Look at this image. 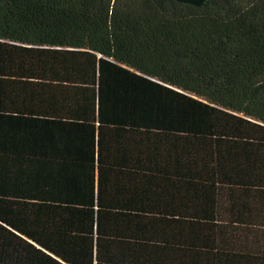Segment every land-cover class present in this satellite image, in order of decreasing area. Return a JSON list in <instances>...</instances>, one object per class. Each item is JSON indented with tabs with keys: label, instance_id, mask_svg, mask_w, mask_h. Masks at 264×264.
<instances>
[{
	"label": "trees",
	"instance_id": "trees-1",
	"mask_svg": "<svg viewBox=\"0 0 264 264\" xmlns=\"http://www.w3.org/2000/svg\"><path fill=\"white\" fill-rule=\"evenodd\" d=\"M0 264H264V0H0Z\"/></svg>",
	"mask_w": 264,
	"mask_h": 264
},
{
	"label": "water",
	"instance_id": "water-1",
	"mask_svg": "<svg viewBox=\"0 0 264 264\" xmlns=\"http://www.w3.org/2000/svg\"><path fill=\"white\" fill-rule=\"evenodd\" d=\"M177 2L180 3H187V4H192L198 7L203 6V4L207 1V0H175Z\"/></svg>",
	"mask_w": 264,
	"mask_h": 264
}]
</instances>
